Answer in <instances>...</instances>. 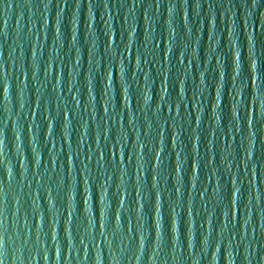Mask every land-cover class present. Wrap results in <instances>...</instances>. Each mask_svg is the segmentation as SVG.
<instances>
[{"label": "water", "instance_id": "obj_1", "mask_svg": "<svg viewBox=\"0 0 264 264\" xmlns=\"http://www.w3.org/2000/svg\"><path fill=\"white\" fill-rule=\"evenodd\" d=\"M0 264H264V0H0Z\"/></svg>", "mask_w": 264, "mask_h": 264}]
</instances>
